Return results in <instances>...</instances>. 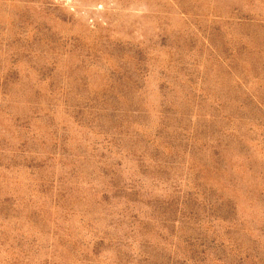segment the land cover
<instances>
[{
  "label": "rangeland",
  "instance_id": "obj_1",
  "mask_svg": "<svg viewBox=\"0 0 264 264\" xmlns=\"http://www.w3.org/2000/svg\"><path fill=\"white\" fill-rule=\"evenodd\" d=\"M0 264H264V0H0Z\"/></svg>",
  "mask_w": 264,
  "mask_h": 264
}]
</instances>
